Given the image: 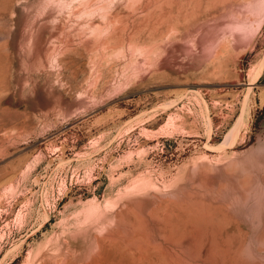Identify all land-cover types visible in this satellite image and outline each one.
Instances as JSON below:
<instances>
[{"label":"rangeland","instance_id":"374dc122","mask_svg":"<svg viewBox=\"0 0 264 264\" xmlns=\"http://www.w3.org/2000/svg\"><path fill=\"white\" fill-rule=\"evenodd\" d=\"M261 147L264 0H0V264L133 262L115 230L184 247L167 198L210 214V258L264 264V163L242 203L229 176Z\"/></svg>","mask_w":264,"mask_h":264},{"label":"bare ground","instance_id":"6f19581e","mask_svg":"<svg viewBox=\"0 0 264 264\" xmlns=\"http://www.w3.org/2000/svg\"><path fill=\"white\" fill-rule=\"evenodd\" d=\"M236 27L237 29H240V26ZM250 153L251 154H247L245 158L243 157L244 159L242 158V161L236 164V170L229 174L232 179V185L230 186L231 191L234 193H239L241 196H235L234 202L237 203H242L246 201L247 197L242 196L245 195L247 191L243 189H249L248 185L243 184L241 186V184H238L240 183L239 174L241 173V171L246 168H253L254 158H256L257 161H263L264 163V147L252 150ZM252 155L254 158L252 157ZM251 157L253 158L252 163L246 164L247 161L245 160H249L251 159ZM262 165L263 164L261 163V166ZM260 177L261 181L259 185H257L260 187V193L257 197H254L252 199V202L259 201V206H256V210L260 209L261 201H264V174H261ZM253 203L257 204V202ZM159 206L160 208H162L160 213L162 214V221L164 224V227L161 231L162 234L168 235L173 239H178L179 237H184L187 235L189 236L187 243L184 245V247H178L173 243L156 242V239L150 238V235L147 232H144L137 237H132V235L128 237V231L123 232L120 230H115L112 232L110 239L117 241L122 238L123 240H125L123 251H120L116 254H130L131 259L133 260V262H125L124 264H136L135 261L142 262V264H145V262H147V254H160L162 260H159V264H226L223 259H220L223 258V256L219 257V260H215L209 257V255L213 254H227L228 249L221 246L218 241L215 240V233L212 228L205 227L199 224L201 222H208L206 220L210 216L208 212L199 211L194 208L193 205L188 206L186 202L185 204H183L180 200H173L170 198H167L166 200L162 201ZM231 208V203L228 205L223 204L219 206V209L225 211H228ZM191 213H193V216H196L197 222L196 220H192V218L187 216L189 220L183 221V228L180 231L174 232L173 228L171 227L173 224V219H179L183 214ZM219 213L223 215L222 217L226 216L221 212ZM114 216L119 222L121 214L116 213L114 214ZM257 219L264 222V216H257ZM182 251H184L185 253H182ZM176 254H197L195 255L197 256V258H194L192 261H190L187 259L190 257H184L182 255L176 256ZM199 254H204V256L201 257V255ZM111 261L114 262L113 260ZM117 261H119V259Z\"/></svg>","mask_w":264,"mask_h":264}]
</instances>
